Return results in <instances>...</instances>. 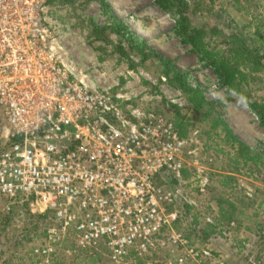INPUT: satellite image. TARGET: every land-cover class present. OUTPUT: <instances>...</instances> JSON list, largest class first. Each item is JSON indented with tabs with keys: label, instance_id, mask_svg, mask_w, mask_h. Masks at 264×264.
I'll return each mask as SVG.
<instances>
[{
	"label": "built area",
	"instance_id": "built-area-1",
	"mask_svg": "<svg viewBox=\"0 0 264 264\" xmlns=\"http://www.w3.org/2000/svg\"><path fill=\"white\" fill-rule=\"evenodd\" d=\"M50 5L0 0L3 210L24 201L32 213L48 215L33 250L40 264L69 239L79 249L103 246L116 263L134 253L140 264H155L149 256L158 247L181 251L173 264L212 258L210 248L175 229L183 221L178 203L202 213L196 195L211 185L197 131L182 136L163 113L71 65ZM161 173L178 184H160Z\"/></svg>",
	"mask_w": 264,
	"mask_h": 264
},
{
	"label": "rangeland",
	"instance_id": "rangeland-1",
	"mask_svg": "<svg viewBox=\"0 0 264 264\" xmlns=\"http://www.w3.org/2000/svg\"><path fill=\"white\" fill-rule=\"evenodd\" d=\"M222 6L233 17L229 23L232 29L236 30L250 21L255 24L261 19L259 25L264 33V0H201L199 12H204L207 23L210 25L212 22H217L215 30L207 36L208 39L212 41L220 39L217 37V32L222 31L224 24L219 21L222 17L217 15H222ZM50 7L53 17L63 25L65 33L61 38L64 46L63 55L71 65L82 70L84 75L100 86L110 85L114 87V91L123 90L131 96L130 101L133 104L154 109L171 120L178 114L187 123L185 126L187 135L197 131L202 144L200 159L208 167L213 187L209 188L205 195H196L198 200L200 199L199 206L202 207L200 214L203 218L202 222L207 223L204 216L208 214L214 217L213 213L217 212L221 203L224 207L228 206L224 201L228 198L229 201L239 205L235 218L240 226L236 229L237 223L234 220L235 222L230 223L231 227L222 236H216L215 239L208 240L209 242H200L194 241L195 237L186 236L188 220L183 218V221L175 225V229L184 234L193 245L211 249L212 258L202 261V264H240L246 257V262L259 264L254 256L252 254L248 256V253L252 241L257 239V233H264V180H261L262 177L264 179V158L259 166V170L263 171L262 177L259 175V179L254 178L244 170L232 172L235 180L233 182L229 180L228 186L235 184L236 189L229 190L230 187L222 185L221 190L218 179H224L223 175L230 172L231 165L227 153H233L231 144L222 140L223 126L211 129V122L203 120L202 113L195 112L180 90L168 81L166 84L161 83V77L166 76L162 64L158 62L159 55L171 60L191 84L204 90L211 104H207L202 111L209 106L213 107V110L218 112L214 117H222L225 124L241 140L251 147L264 151V126L249 102L222 85L217 74L209 66L204 65L199 55L191 49V45L181 41L174 31L173 17L162 10L155 0H56ZM110 11L117 20L129 27L137 42L145 41L154 53L151 54L150 51L143 60L141 53L135 47H130L128 41L114 30L115 24L109 15ZM262 44L264 46V40ZM256 85H259L258 82L252 83V93H264V89L256 90ZM4 122L6 123L5 120ZM1 144L0 138V147ZM4 202V198L0 197V216L8 215L3 210ZM208 205L214 212L209 213L206 210ZM194 211L199 210L194 209ZM22 217L20 215L13 225L5 227L3 218H0V241H5L11 232L21 233L14 250H5L0 258V264H9L7 260H11L10 264H40L32 247L38 246L42 238L28 240V233L23 232ZM227 217L222 215V226L225 228H228L230 221ZM239 242L241 245L243 242L248 244L241 248ZM180 252L179 250L170 252L168 247H158L149 258L155 264L170 262L173 264ZM141 262L132 253L123 263H116L110 259L107 249L103 246L99 250L79 249L76 248L75 242L69 239L64 241L59 252L52 255L45 264H140ZM186 264H196V262L190 260Z\"/></svg>",
	"mask_w": 264,
	"mask_h": 264
},
{
	"label": "trees",
	"instance_id": "trees-1",
	"mask_svg": "<svg viewBox=\"0 0 264 264\" xmlns=\"http://www.w3.org/2000/svg\"><path fill=\"white\" fill-rule=\"evenodd\" d=\"M155 1L162 10L173 17L175 22L174 31L181 41L191 45V49L199 55L204 65L209 66L217 74L222 85H225L230 91L237 93L249 102L252 110L258 115L261 124L264 126V93H252V83L258 82L259 85L255 86L256 90L264 89V46L262 44L264 33H262L259 25L262 20L259 19L255 24L250 21L234 30L229 24L233 17L231 13L222 6V15L217 16L222 17L219 21H222L224 26L222 27V31H216L217 37L220 39L212 41L208 39L207 36L211 34V31L215 30V24L217 25V22H212L210 25L207 23L204 12H199L201 0H192V3H190V0ZM55 2L56 0H48L49 4H54ZM109 13L110 17L114 20V30L119 36L124 37V39L128 41L130 47H135L141 53V58L143 60L147 58L150 51L151 54L154 53L150 50L145 41L137 42L138 40L134 33L124 22L117 20L111 11ZM261 37L262 40L260 41ZM159 58L161 60L159 59L158 62L162 64L167 81L184 94L186 101L194 108L195 112L202 113V119L211 122V129L223 126L224 136L222 140L231 144L233 153H227L231 165L229 168L230 172L223 175L224 179H218L221 190L222 185L224 187L228 186L230 183L229 180L232 182L235 180V175L232 172L244 170L246 174L254 178L259 179V175L262 177L263 171L259 170V166H261L260 163L264 158V151L260 148L251 147L241 140L225 124L222 117H214L218 112L213 110V107L209 106L202 111L207 104H211V102L207 100L204 90L199 86L191 84L185 74H183L171 60L160 55ZM173 121L180 134L186 136L185 126L187 123L182 120V117L176 114ZM1 126L2 124L0 121V128ZM187 175L188 173L184 172V176L186 177ZM261 180H264L263 177ZM157 182L166 184L170 187H174L178 184L170 173H161L159 177H157ZM234 185L228 186L230 187L229 190L236 189V185L235 187ZM209 188H213L212 184ZM243 198L245 197L243 196ZM220 201H222V197H220ZM224 201L228 203V206L224 207L221 203L218 205L217 212H214L210 205L206 207L209 213L214 212V224L203 223L200 211L195 212L188 204L179 202L178 207L182 212L183 218L188 220L187 230L185 231L186 236L189 238L195 237L193 239L194 241L207 242L208 240L215 239L216 236H222L226 230H229L231 227L230 223L234 220L237 223L236 229H239V222L237 218H235V213L239 205L229 201L228 198H225ZM7 213V216H0V218L4 220V227L10 226L11 224L13 225L19 216L22 215L24 220L23 232L28 233V240L32 241L41 238L43 240L49 225L47 214L32 213L28 203L24 201L14 204ZM222 215L228 216L227 218L230 219L229 225L227 226L228 228L222 226ZM20 235L21 233L19 232H11V235H7V238L5 237V241H0V258L5 250H14L16 246L15 243L19 242L18 239ZM243 243L241 245L239 242V247L244 248V245L248 244L246 242ZM32 248L34 250L35 245ZM251 254L259 264H264V233L258 232L257 239L252 241L248 256ZM246 258L241 261L240 264H250L246 262ZM7 262L10 264L11 260H7Z\"/></svg>",
	"mask_w": 264,
	"mask_h": 264
}]
</instances>
